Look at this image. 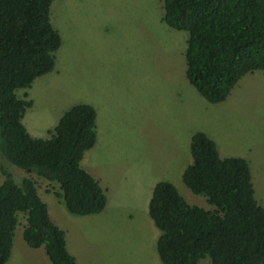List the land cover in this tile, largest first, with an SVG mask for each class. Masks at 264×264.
<instances>
[{
	"label": "rangeland",
	"instance_id": "1",
	"mask_svg": "<svg viewBox=\"0 0 264 264\" xmlns=\"http://www.w3.org/2000/svg\"><path fill=\"white\" fill-rule=\"evenodd\" d=\"M162 17L163 0H53L49 19L61 38L54 68L15 91L32 101L22 119L32 137L49 138L74 105L95 109L96 141L81 167L107 188L101 213L70 214L56 183L11 168L16 181L35 180L77 264H162L160 232L147 212L157 182L171 183L189 205L215 209L181 180L197 132L214 141L221 159L246 160L264 208V71L243 76L224 102L208 103L185 77L188 33L167 27ZM24 226L18 213L5 264H50L42 247L25 244Z\"/></svg>",
	"mask_w": 264,
	"mask_h": 264
},
{
	"label": "trees",
	"instance_id": "2",
	"mask_svg": "<svg viewBox=\"0 0 264 264\" xmlns=\"http://www.w3.org/2000/svg\"><path fill=\"white\" fill-rule=\"evenodd\" d=\"M52 2L0 0V264L11 255L18 213L25 215L22 239L29 248L42 247L50 264H77L35 180L16 181L12 167L56 183L70 214H99L106 205L98 181L81 167L96 141L92 106H72L46 139L30 136L22 123L32 103L15 91L50 73L61 45L49 19ZM162 21L188 33L185 77L210 104L224 102L246 74L264 71V0H163ZM189 149L192 161L181 180L215 209L189 205L171 183L157 182L147 212L160 232V262L264 264V208L255 200L248 163L221 159L201 132L191 136Z\"/></svg>",
	"mask_w": 264,
	"mask_h": 264
},
{
	"label": "crops",
	"instance_id": "3",
	"mask_svg": "<svg viewBox=\"0 0 264 264\" xmlns=\"http://www.w3.org/2000/svg\"><path fill=\"white\" fill-rule=\"evenodd\" d=\"M22 99H24V98H22ZM29 101H30V100H29ZM31 102H32V101H31ZM31 106H32V105H31ZM31 106H30L29 108H27V109H31ZM94 110H95V109H94ZM95 113H96V112H95ZM24 114H25V113H24ZM63 114H64V113H63ZM63 114H62V115H63ZM62 115H61V116H62ZM23 116H24V115H23ZM61 116H60V117H61ZM60 117L57 119L56 123L59 121ZM96 118H97V117H96ZM95 120H96V119H95ZM22 123H23V122H22ZM56 123H55V124H56ZM95 124H96V121H95ZM23 125H24V124H23ZM24 126H25V125H24ZM55 126H56V125H55ZM55 126L52 128V130H54ZM25 128H26V127H25ZM30 129L33 130L32 128H30ZM26 130H27V128H26ZM27 132H28V130H27ZM50 134H51V133H50ZM50 134H49V135H50ZM35 138H37V137H35ZM81 161H82V160H81ZM89 174H90V173H89ZM90 175H91V174H90ZM91 176H92V175H91ZM92 177H93V176H92ZM93 178H94V177H93ZM94 179H95V178H94ZM95 180H96V179H95ZM97 181H98V180H97ZM98 183H99V185H100V182H99V181H98ZM154 185H155V184H154ZM154 185H153V187H154ZM100 187L102 188L101 185H100ZM153 187H152V189H153ZM106 189H107V188H104V187L102 188V190L104 191V193L107 191ZM105 197H106V204H107V195H106V193H105ZM59 199H60V198H59ZM149 199H150V198H149ZM148 202H149V200H148ZM147 205H148V204H147ZM105 207H106V205H105ZM10 256H11V255H10ZM9 258H10V257H9Z\"/></svg>",
	"mask_w": 264,
	"mask_h": 264
}]
</instances>
